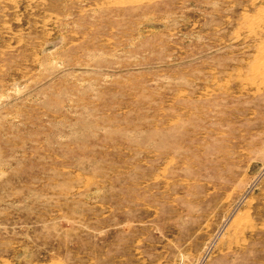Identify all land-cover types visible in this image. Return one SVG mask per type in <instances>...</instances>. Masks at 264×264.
I'll return each instance as SVG.
<instances>
[{"label": "rangeland", "instance_id": "obj_1", "mask_svg": "<svg viewBox=\"0 0 264 264\" xmlns=\"http://www.w3.org/2000/svg\"><path fill=\"white\" fill-rule=\"evenodd\" d=\"M0 264H264V0H0Z\"/></svg>", "mask_w": 264, "mask_h": 264}]
</instances>
